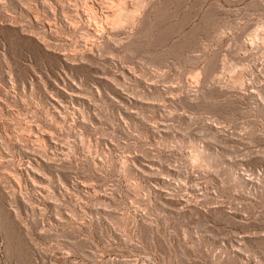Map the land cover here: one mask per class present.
<instances>
[{
	"label": "rangeland",
	"instance_id": "obj_1",
	"mask_svg": "<svg viewBox=\"0 0 264 264\" xmlns=\"http://www.w3.org/2000/svg\"><path fill=\"white\" fill-rule=\"evenodd\" d=\"M121 1L0 0V264H264V0Z\"/></svg>",
	"mask_w": 264,
	"mask_h": 264
},
{
	"label": "bare ground",
	"instance_id": "obj_2",
	"mask_svg": "<svg viewBox=\"0 0 264 264\" xmlns=\"http://www.w3.org/2000/svg\"><path fill=\"white\" fill-rule=\"evenodd\" d=\"M87 1H88V0H87ZM119 1H121V0H119ZM102 2H103V1H102ZM113 2H114V1H113ZM116 2H117V1H116ZM125 2H126V1H125ZM125 2H124V3H125ZM120 3H122V1H121ZM104 4H105V3H104ZM82 5H83V4H82ZM125 5H126V4H125ZM111 6H112V5H111ZM112 7H113V6H112ZM119 7H120V6H119ZM120 8L122 9V7H120ZM121 9H120V10H121ZM134 9H135V8H134ZM106 10H107V9H106ZM123 10L125 11V9H122V10H121L122 13H123ZM111 11H112V10H111ZM118 12H119V10H118ZM125 12H126V11H125ZM131 12H132V11H131ZM114 13H115V12H114ZM122 13H120V12L117 13V12H116V15H117V16L114 14V15L116 16V18H115V21H117L116 23H119V22L123 21V18L121 19V17H123V16H120ZM107 14H108V13H107ZM119 14H120V15H119ZM127 14H128V13H127ZM95 15H96V14H95ZM114 15H113V16H114ZM134 15H135V14H134ZM105 16H106V15H105ZM109 17H110V16H109ZM113 18H114V17H113ZM125 18H126V17H125ZM74 24H75V22H74ZM96 25H97V24H96ZM113 25H114V24H113Z\"/></svg>",
	"mask_w": 264,
	"mask_h": 264
}]
</instances>
